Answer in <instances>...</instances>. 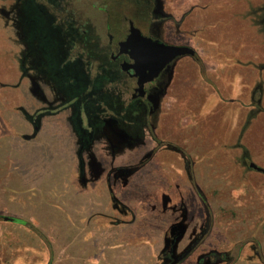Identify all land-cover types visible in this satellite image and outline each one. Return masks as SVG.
<instances>
[{
  "label": "rangeland",
  "instance_id": "rangeland-1",
  "mask_svg": "<svg viewBox=\"0 0 264 264\" xmlns=\"http://www.w3.org/2000/svg\"><path fill=\"white\" fill-rule=\"evenodd\" d=\"M9 1L12 6L17 2ZM223 1L158 0L166 17L169 16L170 10H173V25L167 21L162 27L163 40L166 42L173 40V44L188 43L201 54L207 55V59L210 58L209 55L214 57L217 48L214 49L207 44L198 48L200 43L195 40L192 29L202 26L205 22L212 24L220 18H228L226 13L233 12L232 23L236 29L241 30L246 39L250 40L247 47H254L250 43L251 39L253 37L260 39L261 33L264 32V26L254 18L255 10H251L250 6L241 1L237 12H234L232 7L221 5ZM0 6L7 7V0H0ZM193 6L194 9L190 12ZM14 7L9 14L11 59H0V264H158L156 259L163 247V234L169 222L154 220L153 217L146 215L148 212L143 202L144 195L135 178L128 188L123 189L122 193L126 192L125 197L120 195V199L130 206L126 207L131 212L127 215L119 214L112 209L111 200L106 194L105 181L98 180L100 183H92L93 185L87 187L79 183L75 160L68 158V155L71 157L70 154H74L79 146L72 125L68 121L69 112L60 109L55 111L52 108L58 98L44 83L51 101L49 104L42 103L34 96L28 81L22 79L24 78L22 73L34 75L33 73L38 70L26 66L23 44L32 42V37L29 35V29L23 26V8L18 14L20 6L18 9ZM74 7L81 14L94 19L99 33L104 30L109 21L104 10L105 0H74ZM218 9L223 12H219ZM181 19H184L181 26L182 36H177L174 24ZM254 23H258L256 33L252 30ZM220 26L225 29L227 23L218 22L215 25ZM202 37H205V34L200 33L198 38ZM231 51L232 48H229V53ZM51 56L50 59L36 61L56 59L55 55ZM184 59L186 60H183L177 69L180 75L183 72V76H178L179 74L175 76L165 99V103L174 105V109L179 112L178 115L182 114L187 100H190L186 77L192 76L190 73L193 70L188 67L189 58ZM244 60L237 59L230 53L220 61L230 63L231 66L243 67ZM21 64L23 67L20 69ZM94 71L92 69L93 73ZM224 77L225 80L220 82V85L225 87L226 96L217 95L211 100V104L217 101L222 104L231 101L232 104L239 106L246 104L248 101L246 96L241 99L243 103L235 96L237 88L242 85L238 72L225 73ZM197 82L201 88L202 81L197 79ZM36 86L40 91L39 86L37 84ZM252 88H255V85ZM33 92L38 94L36 91ZM223 108L217 107L219 114L212 116L211 120L206 118L207 113L202 114L204 121L199 126L188 122L186 126L192 131L189 130V133L185 132L182 135L184 138L193 136L204 138L202 141L205 149L202 151L201 148L199 154L191 155L192 164L195 166L199 163L202 165L201 160L194 157L195 155L203 157L210 153H227L235 150L232 158L222 157L220 154L216 160H210L209 164L212 167H223L225 162L230 167H240L237 174L231 171L222 176L209 174L204 165L195 172V183L208 200L213 217V227L203 247L232 248L233 264H264V177L253 176L252 182L245 187L244 194L241 196L237 194L238 187L243 183L240 156L244 146L240 141L245 130L249 129L251 121L249 120L247 127H244V124L242 129L236 127L235 137L233 136L230 142L210 143L212 136L223 131L229 133L232 127H235L233 119L237 114L233 112L221 114ZM46 111L55 113L47 114ZM173 115L175 121L178 115ZM191 115L187 117L189 120L192 119ZM35 116L38 131L28 121L30 117ZM243 116L246 120L248 113ZM183 120L181 124L185 125L186 119ZM217 120L220 122H215ZM176 122L180 125L179 121ZM259 135H261L259 139L264 141V127L260 128ZM103 146L101 143L97 148L101 147L102 150ZM251 147L256 161L264 163V143L257 140V144ZM255 152L258 154L255 155ZM126 156L130 157L132 154ZM174 156L173 163L180 167V162L176 161ZM144 193L148 195L149 192L145 190ZM193 205L197 215L203 213L201 204L193 202ZM4 217L25 221L30 226L4 221ZM199 224L200 220L189 224V230L179 247H183L196 233ZM250 243L257 246L256 257L250 250ZM186 264H193L192 259Z\"/></svg>",
  "mask_w": 264,
  "mask_h": 264
},
{
  "label": "flooded vegetation",
  "instance_id": "flooded-vegetation-1",
  "mask_svg": "<svg viewBox=\"0 0 264 264\" xmlns=\"http://www.w3.org/2000/svg\"><path fill=\"white\" fill-rule=\"evenodd\" d=\"M15 1L16 4L13 6L11 4L8 9L9 13L2 9L0 12L8 17L12 7L16 6L14 9H18L20 6L18 14L23 8V26L29 29V35L32 37V42L23 44V48L25 47L23 58L26 66L38 72H34V75L28 72L22 74L29 83L31 93L42 103H51L45 84L58 98L52 108L55 111L60 109L69 112L68 121L79 142L76 153L79 182L86 186L96 182L100 177L101 165L95 163L93 149L103 143L102 150L112 161L105 176V184L109 191H111V182L114 185L119 183L122 189H126L134 178L138 180L141 191L147 189L149 185L159 190L152 201L148 200L147 194L143 192L144 200H147L144 201L147 214L153 215L154 220L169 222L163 234V247L156 259L158 264H186L189 259H192L193 264H233L232 248L208 246L204 249L203 247L211 233L213 217L208 200L194 180L193 143L190 137L182 136L192 130L173 121V114L170 111L172 105L165 103L179 64L186 60L184 58H189L192 63L199 65V58L195 52L192 57L174 59L152 79L139 85V77L132 69L134 60L130 54L133 51L124 45L131 34V29L134 28L151 41L190 47L188 43L173 44V40L166 42L162 38L164 23L169 21L173 25V10H170L169 16L166 17L158 0H105L107 8L105 7L104 10L109 21L99 33L94 19L89 15L81 14L74 7V0ZM241 1H244L246 6H250L251 10H255L254 18L264 26V0H224L221 5L232 7L234 12H237L236 9ZM193 9L194 6L190 12ZM206 10L210 9L206 8ZM232 13H226L228 18H220V22L225 23L226 20L232 19ZM183 23L184 19H181L174 24L177 36H182ZM258 23L253 25L257 26ZM220 31L221 36L225 37L224 29L221 28ZM237 37L243 39L241 30ZM255 39L253 37L250 42L253 46L256 45ZM231 45L238 46L234 57L240 59L239 53L243 49L234 42ZM245 50L253 51L254 47ZM51 55H55L56 59L36 61V59H50ZM253 60L245 59L244 66L239 65L238 68L254 69L255 72L257 69L264 70V63L257 66ZM22 67L21 64L20 69ZM238 68L225 63L223 70L230 74L236 73ZM92 69L95 70L94 73ZM256 73L254 75H257ZM259 89L260 86L256 84L250 95V104L255 107L254 112L261 110ZM46 113L55 112L46 111ZM252 115L253 111H250L248 118L244 120V127L248 126L249 120L252 121ZM28 121L34 125V129H37L36 116L30 117ZM85 154L89 158L87 163L83 159ZM127 154H132L127 164L114 165L113 161L117 156ZM173 156L180 162L179 169L173 167ZM240 158L241 168L246 172L264 175V172H258L250 167L252 160L245 148H242ZM179 180H183L190 189L194 190L203 206V213L197 215L190 197L187 200L183 198ZM172 193H176V200ZM125 194L126 192L122 193V196L125 197ZM110 198L112 209L131 214L113 193L110 194ZM196 220H200L196 233L183 247H179L189 230V224ZM173 226H176L177 230L185 227L184 235L178 240L176 233L170 234ZM250 250L255 257L258 255L256 244L250 243Z\"/></svg>",
  "mask_w": 264,
  "mask_h": 264
},
{
  "label": "crops",
  "instance_id": "crops-1",
  "mask_svg": "<svg viewBox=\"0 0 264 264\" xmlns=\"http://www.w3.org/2000/svg\"><path fill=\"white\" fill-rule=\"evenodd\" d=\"M11 7V3L9 0H7V7H1L0 6V10H4L5 12L9 13V10ZM211 10H216V9H211ZM11 16L9 15L8 17H5L1 12H0V59H11ZM227 19V18H226ZM9 21V22H8ZM220 22V19H218L217 22L212 23V24H207L206 22L200 26V27H195L192 29V32L195 35V40L198 41L199 44L197 47L199 48L200 46L203 47V45L207 44L208 46L212 47V48H217L216 53L213 56H210V58H206L208 57L207 55H205L204 53L201 54L199 51L195 50V48L191 45L190 48L193 49L194 53L196 52L198 58H199V65H196L195 63H192L189 59V64L188 67H191V73L192 76L190 77H186L187 79V87L190 90V95L189 98L187 100L186 103V108L185 110L182 112L181 115H178V111H176L174 109V105H172V108L170 109L171 113L176 114L178 116H176L175 121H179L180 125H182V121L185 120V125L182 126H186V124L188 122H192L193 124H200L202 121V114L207 113V119L211 120L212 116H215V114H219V112L217 111V107H224L223 108V112L221 110V114L226 115L229 112H233L234 114L236 113L237 116H235V118L233 119V122H235V127H232V129L230 130L229 133H225V131L221 132L219 135H215L212 136L210 139V143H218V144H223L222 142H230L231 138L234 136L235 133V128H241L242 129V125L244 123V116L247 113H249L250 111H253V115H252V121L251 124L249 125V129L245 130V132L243 133V135L241 136V141L240 143L243 144L244 148L248 151L249 156L251 157L252 160V164H254L256 167L260 168L263 170L264 172V163L262 162H258L256 161V159L253 156V152L251 150V145L253 144H257V140L260 142H263V140L259 139L261 137V135H259L260 133V128L264 127V70L260 71L259 69H257V73L255 72L254 69H242V68H238L236 70V72H238V76H239V80L240 83H242V85L240 87L237 88V92L235 93L236 98H239V102L243 101L241 99H244L243 96H246L248 98V101L246 102V104L239 106L236 104H232L231 101L228 102L227 104H222L220 101H217L215 103L211 104V100L216 97L217 95L220 96H226L225 95V87H222L220 85V82H222L223 80H225V70H223V67L225 66V63H221L222 59H224V57L227 56V54L233 53V55L235 56V49L238 48V46H232L231 43L234 42V44H239V48H242L243 50H240L239 53V57L241 59H254L253 62L254 64H257V66L261 65L264 63V32L261 33L260 35V39L256 38L255 42L256 45L254 46V50L253 51H249V50H245V48L248 49L247 45V41L249 39H246L243 36V39H240L237 37V35L239 34V30L235 28V25L232 23L231 19L226 20L225 23H227V26L225 27L224 31L226 33L225 37H222L220 34V30H221V26L220 27H215V25ZM252 30L256 33L258 31L257 26L253 25L252 26ZM249 31V30H248ZM192 33V34H193ZM200 33L205 34V37L202 38H198V35H200ZM242 35V32H241ZM208 36H211L208 37ZM194 38V37H193ZM193 41V39H191ZM232 40L233 42H225V41H230ZM188 47V46H187ZM229 48H232V51L229 53ZM13 59V58H12ZM219 59V61H218ZM180 67V66H179ZM235 67V66H232ZM254 68V67H253ZM195 70V72H194ZM252 70V73H251ZM250 74V76L248 74ZM257 75H254V74ZM179 74V75H178ZM182 75H180V73H178V71H176V75L178 76H183V72L181 73ZM25 79V78H22ZM175 79V77L173 78V80ZM199 79L202 81V86L201 88L199 87V83H196V80ZM249 79H251V81H249ZM225 83V82H223ZM258 84L260 86V89L258 91V95H259V109H261L260 111L254 112V108L252 107L250 104V100H249V96L251 95V92L253 90L252 86ZM245 85H247L248 87H245ZM171 100H173V98L171 97ZM221 103V104H220ZM205 107L207 108V110L204 111ZM189 114H192V119L189 120L187 117H189ZM175 116V115H173ZM179 117V118H178ZM178 118V120H177ZM236 120V121H235ZM200 121V122H199ZM217 123H219L220 121L217 120L215 121ZM68 127V126H66ZM187 127V126H186ZM188 130V129H187ZM209 131V130H208ZM190 131H187V133H189ZM186 133V134H187ZM197 137V136H196ZM235 137V136H234ZM194 149H192L194 151V154L198 153L200 151V149L202 148V151L205 149V145L204 142L202 141V139H204L203 137L200 138H195L194 136L191 138ZM210 143L208 145H210ZM101 148V147H100ZM98 148H94L93 149V155H94V160L96 164L101 165V175L100 177L97 179L100 181H105V176L107 174V170L109 169V167L111 166V159L109 156H107V154H105L103 152V150ZM263 149V147H261ZM215 152V151H214ZM77 151H74V154H70L71 160H75V168H76V176L77 175V163H78V159L76 156ZM203 153V152H202ZM234 153H236L235 150L233 151H229L227 153L225 152H220V153H210L208 156H198L195 155L194 157L198 158L199 160H201L202 165L199 163L197 166H194V172H196L197 168L199 169V167L203 166L209 170V174H214L216 176H222L224 174L230 173L231 171L235 172V174H237V171L240 169L236 168V167H230L228 165H226V163H223V167H212L209 164L210 160H216L218 157H220V154H222L226 157L232 158ZM199 154V153H198ZM258 153L255 152V155H257ZM61 158H65V156H61ZM129 156H117L113 163L115 166H120V165H124L128 163V159ZM84 161L87 163L89 162V158L88 155H84L83 157ZM205 159V160H203ZM221 160V159H220ZM224 160V159H222ZM175 163H173V167L179 169L180 167H177ZM211 166V167H210ZM242 169V168H241ZM242 176L241 178L243 179V183L242 186H239L237 189V194L238 196H241V194H244V191L246 190L245 187L250 184L252 182V178H254L253 176H258L261 175L264 177V175L257 173V172H246L244 169H242ZM256 174V175H255ZM97 175H99V173H97ZM89 178V177H88ZM93 182V184H98L100 182ZM80 183V182H79ZM81 184V183H80ZM92 183H89L86 186H82L83 187H87L90 185H93ZM111 184V192L115 195V197L117 199H120V195L122 194V192L124 191L119 183H117L116 185L113 184V182L110 183ZM178 184L180 185V192L181 195L183 196V198L185 200H187L189 197L190 199L197 204H201L198 197L196 196L194 190L190 189L186 183L183 180H179ZM218 185H220L218 183ZM151 185L147 186L145 189L146 191H148V200L152 201L155 196L157 195V193L159 192V190H157L155 187H150ZM220 187H222L220 185ZM95 188V187H93ZM142 190V192H144L145 190ZM243 192V193H242ZM106 194L108 196V198L111 200L110 198V193L108 188L106 187ZM173 198L174 200H176V193L173 194ZM250 198H252L250 196ZM121 200V199H120ZM137 201H141L138 200ZM147 201V200H143ZM121 202L126 206V207H130L129 204L125 201ZM128 204V205H126ZM114 210V209H113ZM116 211V210H114ZM118 212V211H116ZM119 214H121L120 212H118ZM143 214V213H141ZM124 215V214H122ZM127 215V214H126ZM124 215V216H126ZM145 215V214H144ZM147 216H151L153 217V215H149L146 214Z\"/></svg>",
  "mask_w": 264,
  "mask_h": 264
},
{
  "label": "water",
  "instance_id": "water-1",
  "mask_svg": "<svg viewBox=\"0 0 264 264\" xmlns=\"http://www.w3.org/2000/svg\"><path fill=\"white\" fill-rule=\"evenodd\" d=\"M124 45L130 47L131 51H133L130 54L134 60L132 69L139 77V85L152 79L164 66L168 65L174 59L185 56L192 57L194 55V51L190 47L151 41L143 37L140 32L134 28L131 29V34ZM250 167L258 172H263L262 169L256 167L252 163ZM3 220L9 221L10 218L4 217ZM184 231V228L177 230V227L173 226L170 229V234L176 233L178 240L183 235Z\"/></svg>",
  "mask_w": 264,
  "mask_h": 264
},
{
  "label": "trees",
  "instance_id": "trees-1",
  "mask_svg": "<svg viewBox=\"0 0 264 264\" xmlns=\"http://www.w3.org/2000/svg\"><path fill=\"white\" fill-rule=\"evenodd\" d=\"M110 194L112 195L111 191H109ZM203 200V199H202ZM204 202V201H203ZM9 222H14V223H18L19 225H23V226H30V224H28L27 222L25 221H22V220H17V219H11L9 220ZM50 264V263H49Z\"/></svg>",
  "mask_w": 264,
  "mask_h": 264
}]
</instances>
